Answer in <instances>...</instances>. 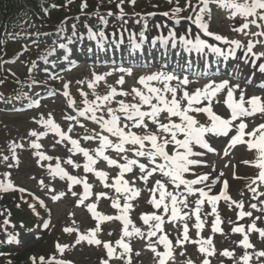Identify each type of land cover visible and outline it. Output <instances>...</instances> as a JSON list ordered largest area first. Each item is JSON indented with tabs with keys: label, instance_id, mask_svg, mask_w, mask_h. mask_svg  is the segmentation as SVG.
I'll return each instance as SVG.
<instances>
[{
	"label": "snow or ice",
	"instance_id": "1",
	"mask_svg": "<svg viewBox=\"0 0 264 264\" xmlns=\"http://www.w3.org/2000/svg\"><path fill=\"white\" fill-rule=\"evenodd\" d=\"M123 2V0H122ZM131 3L135 4V0H131ZM200 3L203 4V7L199 9V12L195 16L193 23L197 24L203 32L208 36H214L217 41H224L225 43H229L235 46L236 49L242 47L241 42L239 40H227L226 37H223L219 34H215L209 30V24L205 22L204 15L207 11L208 4L210 0H200ZM216 3L222 5L225 8L232 10V16L235 17L237 15L244 18L245 22L237 28H234V31L237 32H245L246 29H249L250 24L255 25L258 29H261L258 32L252 33L253 36L256 37H264V0H244L243 3L239 2V0H216ZM86 7L85 5H82ZM189 6L190 0H189ZM177 12L181 11V9H176ZM195 11V9H194ZM167 15V13H165ZM249 18H253L250 19ZM191 19V17H189ZM259 21V22H258ZM247 34V33H246ZM95 36V33H92ZM103 36V33H100ZM171 36H175V33H171ZM183 43L185 45H190L197 50L203 49L204 47H211L213 52L221 53L222 49L219 47H212L208 45L207 42L203 39L197 37L195 40L188 39L185 37H181ZM256 43H264V41L256 40L255 42H249L247 45H244L246 48V52L255 56L257 59L260 57H264V52H261L258 56L253 51ZM64 47V45H61ZM231 51H234L231 50ZM260 71L264 72V64H261ZM120 71H127L130 74V70L120 69ZM104 77L97 75L94 78V81L89 83L90 88H94L95 83L103 80ZM177 79V77L173 75H165L163 73H156L146 77H141L139 79V84L143 85V87L147 90L142 91L140 89H133L132 93H134L135 97L139 98L138 103H126L124 100H119V108L114 109L112 107H107V119L104 116H97V112L101 110L108 102L112 101L116 96H128L130 93L124 91H117L115 87H111L108 94L103 96H97L96 101L89 102L85 100V103L88 104V107L79 112L80 116H85L90 114L89 119L95 121L96 123L101 125L102 131H106L112 137H116L118 142H114L109 139L108 135L98 134V137L87 136L85 139H96L98 138L100 141L99 148L96 149L94 155L90 154L89 151L85 148L80 147L79 141L76 139H72L65 132H63L59 125H57L52 119H47L41 121L44 125L48 126L52 131L57 133L61 141L69 140L72 149L77 152L83 154L87 159V163L83 165L84 170L86 172H94L95 175L101 180L104 181L105 187H114L117 193H124L126 195V199L131 201L140 195V191L135 189L134 187H130L129 181L124 178V174L128 172H132L133 166L138 165L140 172L143 174L139 177V179L143 180L145 183L148 178L151 177L154 173L160 172L163 176L170 178L171 182L175 185L177 189L183 185L187 193L192 194L194 192H198L201 199L196 201V207L193 209L195 214V218L197 223L195 227L197 229H201L203 227L204 221L201 220L200 212L201 205L205 203V200L212 205V213L216 215V220L213 224V231L218 232L221 231L219 225L221 220L216 214V205L220 199H224L225 201L231 200V197L227 193V189L229 187L228 181H223V188L219 195H209L207 191L203 188H194V185L202 184L209 180L208 174L197 175L195 179H185L184 174L188 173L191 170V166L200 165L204 163L201 160L193 159V157L202 156L205 153L194 151L196 146H199L202 149H206L208 152H215V149L210 146L208 140L205 138L206 135L211 134L215 136H228L229 132L232 130L233 121H236L242 117L252 116L256 113H264V99L260 96H252L250 99L245 101L243 93H241L239 99L234 98V92L232 88H229L227 91V99L225 103L227 107L231 110L230 118H223L222 116L216 114L211 106V98L216 96L218 92L227 87L228 81H224L219 85L213 87L212 85L207 86L205 89L200 90L197 89L194 93L189 94L187 91L183 93L182 99L187 101V105L182 107L181 101L176 98L177 89L174 87L166 86L164 89L157 88L151 86V81H162L168 82ZM189 81L185 78L182 83L187 84ZM120 85L124 84V79L121 77L118 81ZM68 85L65 84V88ZM235 88H239V85H235ZM165 93H171V99H168ZM65 96H68L69 93L65 92ZM86 95V94H84ZM155 101V103L153 102ZM203 101H208L207 105L203 107H194V105L201 104ZM74 103V102H70ZM245 104L249 105L246 107ZM149 106V110H142L143 106ZM205 113L209 118L210 123L207 125L200 124L199 121L190 113ZM120 113L122 115H119ZM162 113H167L166 119L167 123L161 122L159 119ZM173 117L179 118V123L173 120ZM68 119H74V117H68ZM146 119L151 121V123L156 126V131H147L148 123H146ZM237 132L230 138L228 147L224 149V155H229V149L235 147L238 144H246L249 150L255 149L257 151V159L255 161H243L245 164H253L255 167L259 168L260 171L258 173L257 179L260 183L264 184V123H261L256 128H254L250 132H246L245 129L248 127L246 123L241 120V122L236 126ZM133 128L139 129L143 128L146 131L143 134H137V132L132 131ZM69 132L71 129L68 130ZM157 133H162L163 135H158ZM31 135L36 136V132H32ZM182 136L183 138H178ZM249 137L250 139H245V137ZM125 145L134 146L133 150L135 152V156L143 157L149 161L152 167H149L148 164L140 163L137 159H129L127 155H124L122 158L125 163H119L118 160L110 158L108 155H105V150L108 148H112L118 154L126 153L130 149L126 148ZM146 145H150L146 147ZM169 145H174L173 151L170 153L167 149ZM15 147V145H14ZM22 147V145H20ZM33 148L39 149L41 147L38 143L32 144ZM36 155L40 158V160H50L51 157L45 156L41 152H37ZM102 157L103 160L107 161L109 166H117L119 168V175L115 179V183L109 185L107 183L108 174L104 171H98L95 169L94 165L97 163V158ZM160 158L162 162H157V159ZM7 160V157L4 158ZM68 164H73V161L69 159L67 161ZM75 167H80L79 164L74 165ZM54 175H59L61 179L67 178V180L71 181V184H83V194L82 197L78 200L80 205H83L85 200L91 195V188L87 182V179H80L76 176L69 175L63 168L60 167L59 164L56 165L55 169H53ZM223 175V173H221ZM257 181L253 180V184ZM43 184V181H41ZM250 190L254 194V198H257L255 195L257 193V188H252ZM13 188L11 182L8 184H4V182L0 181V189L3 191H9ZM21 192L25 191V189H19ZM152 192V198L150 203L156 208L160 209L163 206L164 214H168L170 212V220L177 221L184 219L188 213H183L181 207L178 205H182L183 207H187V197H181L171 192H167L164 183L160 180L156 181L154 188L150 189ZM156 192H159V198L156 197ZM73 196H76L77 193L72 192ZM65 193L54 194L51 198L53 201L61 199ZM99 196H106V193H99ZM259 196H264V192H259ZM166 198H170V205L166 203ZM43 204V201H40ZM233 204L240 209L244 208L243 202L232 201ZM35 210L34 205H29ZM112 206L114 208L120 209V214L113 217L102 215L97 212L96 204H88L86 205L88 211L91 215L96 218L98 221H110V220H119L123 223V235L120 240L116 241V244L123 249L121 256L128 254V264H131V253L132 248L128 242H125V238H131L133 235L139 236L141 238L144 237V233L141 229L136 228L134 225L132 230H129V225L132 224V221L129 218V210L132 208L131 203H125L121 208V205L118 200H114ZM251 208H257L255 203L251 204ZM239 216L241 218L245 216H252V212L248 211H240ZM144 224L149 225L150 222H155L150 225V229L147 233V237L149 241H151L152 237L157 236L158 232H163V225L165 223L163 215H157L155 213L145 214L142 217ZM259 219V217H257ZM75 223V221H73ZM45 227L48 225L45 224ZM250 229L256 231L260 234L261 238H264V229L257 228L256 224L253 222L250 225ZM65 232H73L78 231L74 228H65ZM100 231L99 224L95 229L90 230L88 234H80L78 239L76 240V244L81 243L82 241H87L90 245L100 246L103 245L105 249H107L108 257H113L116 253V249L112 246L110 242H103L97 238V232ZM188 225L185 223L183 225V236L182 238H177V244L182 245L185 242H189L188 235ZM234 232L237 233H245V229L243 226L235 227L233 229ZM11 239H15V237H11ZM159 244H162L167 251L160 252L149 243V248L157 257H159L158 264H168V260L173 257V241L168 238V236L160 235L157 241ZM195 244H200L199 251L201 253H206L207 255H212L213 251L211 250L212 240L209 238L205 241H191ZM240 243L247 249L253 247V245L249 242L248 235L245 233L243 240ZM207 244L209 247H205ZM57 249L60 253H63L67 245H56ZM139 255V253H136ZM223 255L232 256V253L225 250ZM258 257H264V251H260L257 253ZM33 259V264H35V259ZM244 264H248V261L251 259L249 255H245L242 257ZM40 264H45V260L43 257L40 258ZM47 264H69V262L63 260H56L53 257L51 260L47 262ZM101 264H108L107 260H103ZM191 264V261L188 262ZM203 264H209L208 260H204Z\"/></svg>",
	"mask_w": 264,
	"mask_h": 264
},
{
	"label": "rangeland",
	"instance_id": "2",
	"mask_svg": "<svg viewBox=\"0 0 264 264\" xmlns=\"http://www.w3.org/2000/svg\"><path fill=\"white\" fill-rule=\"evenodd\" d=\"M127 1L128 0H123V2ZM148 1L171 4L176 13L170 15L163 9H154V11L148 13L136 12H146V7L141 6V3ZM119 2L123 3L122 0H119ZM190 5L191 6H189V0H135V4L130 3V9L128 11L131 15L135 14L134 17H137L136 19L132 16H125L124 14L128 13H125V10L121 9H119L118 14H124L116 17L108 16L107 19H104V23L87 17H77L75 19L68 20L59 33L49 36L39 35V33L35 31L37 29L36 24H27L24 29L26 34H24L25 36L23 37L24 43L26 44L24 48L26 55L19 58V60L13 64H6L4 70L10 74L13 73L15 77L17 76L23 80H31L32 76H36L40 80L44 79L50 85H52V83H57L60 85L58 90H62L64 93L69 91V95L65 96L64 93L63 95L51 93L49 98L42 101L37 107H33L31 102H14L12 100H3L0 97V144H8L9 146L4 155L0 158V181L4 182V184L11 182L13 185V188L9 191H3L0 189V194L11 193L15 190L16 186L20 185L22 187L27 186L29 190L36 191L35 193L42 196V198L45 196L51 200V197L54 194L65 193L61 199L56 201L52 200L55 203V222L60 225L62 221L66 220L69 221V224H72V216L75 223L71 228L77 229L78 231H73L71 233L66 232L65 238L67 241H70L71 245L65 248L67 253L63 254L65 250L63 253H60L55 245V247L52 246V241L49 243H43V241H41L36 245L34 244L35 241L32 239V236H27L25 239L24 231L20 226L7 225L6 228L0 229V240H6L9 244H11V237L17 236L22 242L27 241V244L24 242V247L16 248V251L22 254L21 256L23 257V262L19 264H33V257L36 258L35 264H40L41 257L44 258L45 263L47 264V262L53 257L46 258L43 254L49 255L53 252V250L57 252L55 256L56 260H64L66 262H73V260H75V262H73L75 264H98L99 256H96L93 250H89L91 245L88 244L87 241H82L81 243L76 244V240L80 234H88L90 230L96 228L92 220L94 217L88 211L86 205L93 204V201H97L99 203L94 202V204H96L95 210L97 212H101L99 207L102 209L103 207L100 206V204H102L111 194V192H109L110 187H105V182L97 178L94 172H86L83 166L82 170L77 172V167L74 165L81 164V162L78 161L79 159L74 158L75 155L71 154L73 150H70L72 149L70 141L67 139L61 141L60 136L52 131L48 126L44 125L41 121L52 119L57 125H59L63 132H65L72 139L78 140L79 144L83 148L90 150L94 147V149L90 150L91 154L94 155L93 151L95 150L96 145L100 144V141L98 138L85 139V137H98V134L108 135L110 137V135L105 131H102L101 127L98 126L95 121L89 119L90 114L85 115L86 118H83L76 113V111L79 112L88 107L85 100L89 102L96 101L97 96L108 94L111 87H115L118 92L124 91L130 93L128 96H116L112 101L108 102L107 105L97 112V116H104L105 119L109 118L107 114V107L118 109L119 100H124L126 103L139 102V99L134 96V93H132L135 85V79L130 80L129 75H123L124 73L121 71H117L114 74L109 73L100 75L103 76L104 79L96 82L94 88L89 87V83L94 81V79H84V73H80V75L67 73L66 69L68 65L75 60L73 58V52H76V48L73 46L77 45V41H75V39L82 40V34L84 33H103L105 29H107L106 34L109 36L112 32L116 31L118 33L132 31L133 33L139 35L145 31L143 29L145 24L152 25V33H154L153 36L158 35L159 33L169 34L170 32H175L179 36H186L190 32L194 34L198 32L196 26H199L193 23V20L199 12V9L203 7V4L199 2L194 5V1H190ZM137 6L143 7L145 10L132 9ZM190 7L191 10L195 8V11L193 10V13L190 14V10L188 14ZM176 9H181V11L177 12ZM165 13H167V15H165ZM186 13L187 16L191 15V19H189V21L185 19H178L179 17L177 16L186 17L184 16ZM207 13L208 12L206 11L205 14ZM140 14H142V17ZM222 19L224 20L225 16L217 14L215 20L216 26L213 27L210 24V21L204 17L205 22L209 24L210 31L223 37H227L228 34L225 33L229 30L230 25L228 24L229 22H221ZM105 24H109V26L105 28ZM61 45H64V47H61ZM39 52H42L40 57L38 55L35 62L31 63V57L29 55H35ZM57 73H59L57 77L52 76ZM159 73L166 75L165 72ZM121 77L124 79L123 85L118 83ZM15 82L20 83L19 80H15ZM154 82L155 81H151L150 83L153 84ZM166 83L157 81L153 84V87L161 89L166 86L172 87L171 85H166ZM65 84L68 85L67 88H65ZM13 89L15 88L12 87V93L14 91ZM30 89L31 88L28 90ZM135 89H139V87H136ZM16 90L19 91L17 92L18 94L22 93L27 96L26 91L28 90H25L22 87H17ZM165 95L168 97L169 95L171 96V93H165ZM23 99L26 98L23 97ZM73 100H77L75 101L77 102L76 110L70 106V102ZM201 104L194 105V107H201ZM15 107L19 108L14 110ZM146 107L149 106L146 105ZM117 114L122 115L120 113ZM163 114L164 113L161 115ZM190 114H195V116L198 115V113L195 112ZM68 117H74V119H68ZM150 128L152 129V126H150ZM69 129H71L70 132L68 131ZM136 130L138 129H132V131ZM143 130L144 129H140V131ZM32 132H36L37 135H31ZM22 140H24L25 143H22ZM114 141L118 142L115 139ZM33 143H38L41 147L39 149L32 148ZM20 145H22V147H20ZM37 152H41L45 156L51 157L52 159L40 160V158L36 155ZM5 157H7V160L4 159ZM69 159L73 161V164L67 163ZM83 160H85L84 164L87 163L86 157L83 156ZM57 164H59L60 167L63 168L69 175L76 176L80 179H87V182L92 185V189L94 190V198L90 200V203L80 205L78 200L82 197L83 191H80L79 194L76 190V196L71 194L74 192L71 189V185L78 186V184H71V181L67 180V178L61 179L59 175L53 174V169H55ZM41 181H43V184H41ZM81 185L83 184L81 183ZM66 191H68L72 197H70ZM99 193H106V196H99ZM70 200L76 203L74 207H72L73 204ZM60 201H62L61 204L59 203ZM101 214L105 215L104 213ZM58 234L59 232H56L54 238H57ZM54 238L51 240H55ZM117 238L121 239L120 236ZM15 262L19 261L15 260ZM0 264L13 263L11 259H0Z\"/></svg>",
	"mask_w": 264,
	"mask_h": 264
},
{
	"label": "trees",
	"instance_id": "3",
	"mask_svg": "<svg viewBox=\"0 0 264 264\" xmlns=\"http://www.w3.org/2000/svg\"><path fill=\"white\" fill-rule=\"evenodd\" d=\"M42 4L40 0H0V31L1 27L14 24L18 19H22L23 15L36 16L41 13Z\"/></svg>",
	"mask_w": 264,
	"mask_h": 264
}]
</instances>
